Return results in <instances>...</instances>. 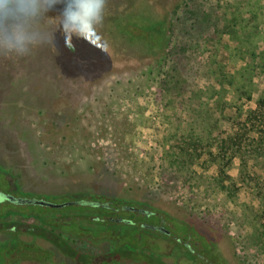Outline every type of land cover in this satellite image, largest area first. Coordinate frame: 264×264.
I'll use <instances>...</instances> for the list:
<instances>
[{
    "label": "rangeland",
    "instance_id": "rangeland-1",
    "mask_svg": "<svg viewBox=\"0 0 264 264\" xmlns=\"http://www.w3.org/2000/svg\"><path fill=\"white\" fill-rule=\"evenodd\" d=\"M176 1L108 0L104 22L98 28L100 40L85 41L74 39L70 32L56 33L50 45L19 58L0 48V90L17 85L10 78L28 82L37 70L41 76H52L49 78L57 90L55 100L50 105L41 104L40 108L36 105L28 115L35 128V149L27 150L23 144L32 167L40 168V181L46 177V182L57 190H76L102 182L104 187L115 185L136 194L156 196L178 207L185 219H193L200 228L219 238L229 249L234 264H264V240L255 245L249 242L256 225H264V214L254 193V181L239 176V159L233 160L228 171L237 186L235 201L217 190L204 191L205 182L200 177L218 173L217 163H211L205 151L197 152L192 171H179L169 159L178 144H183L181 133L193 117L191 110L200 101L206 102L213 116L218 113L214 101L196 96L207 86L218 85L214 72L217 64L224 65L227 72L245 63L255 64L252 98L244 101V110L253 108L256 99L264 95L260 60L251 59L245 51L232 56L237 42L227 34L217 36V29L224 23L225 2L233 5L229 12L232 17L235 6L242 8L247 0H183L173 16L160 79L148 84L140 74L132 80L134 84L128 83L131 77L126 71L143 69L149 62L146 58L160 47L155 45L153 50L146 46L141 27L158 18L168 20V12ZM257 1L262 8L256 16V54L264 51V0ZM60 10L61 5L52 10V20L41 17L33 24L34 30L43 34L55 32ZM243 17L250 18L246 11L239 14V18ZM236 34L243 39L249 36L240 30ZM172 69L178 70L180 79L174 83L175 89L166 92L163 80ZM115 80L129 93H116V103L109 95L113 94L111 81ZM49 99L46 94L45 100ZM6 107L5 103L1 114L6 113ZM225 113L234 114L235 110L228 108ZM172 125L177 130L178 142L172 140L166 145L165 137ZM247 170L250 178L264 176V165L255 157L248 161Z\"/></svg>",
    "mask_w": 264,
    "mask_h": 264
},
{
    "label": "flooded vegetation",
    "instance_id": "flooded-vegetation-1",
    "mask_svg": "<svg viewBox=\"0 0 264 264\" xmlns=\"http://www.w3.org/2000/svg\"><path fill=\"white\" fill-rule=\"evenodd\" d=\"M15 79L0 90V264H234L219 238L156 196L40 181L23 150L35 149L28 115L56 90Z\"/></svg>",
    "mask_w": 264,
    "mask_h": 264
},
{
    "label": "trees",
    "instance_id": "trees-1",
    "mask_svg": "<svg viewBox=\"0 0 264 264\" xmlns=\"http://www.w3.org/2000/svg\"><path fill=\"white\" fill-rule=\"evenodd\" d=\"M182 1L177 0L173 2L174 5L168 12V20H160L158 18L153 24H146L145 27H141L143 31L141 30L140 35L146 41V46L153 50L155 49V45L159 44L160 47L155 50L152 57L149 55L146 58V61L149 62L143 69L126 71L125 74L131 77L128 83H131L132 80H137L140 74L145 77V81L148 80V84L150 82H158L160 79V75L163 74L160 71V66L164 63L168 50L167 40L172 32L173 16L176 14L179 4ZM232 6L229 2H225L223 5L224 12L222 19L224 23L220 29H217V36L221 37L227 34L232 40L237 42L236 48L231 53L232 56H236L240 52L245 51L251 59H259L261 62L259 67L261 70H264V51L256 54L254 45V36L257 34L256 16L258 9H261L262 6L257 0H247L242 8L240 5L235 6L231 17L230 9ZM243 11H246L250 18H239V14ZM226 15H229L230 18ZM164 17H167V13L164 14ZM238 30L247 32L249 36L246 39L240 38L236 34ZM158 36H162L163 39L160 41V38L157 39ZM143 58H145L144 55L140 60L142 61ZM105 65L107 66L108 64ZM216 66L217 68L214 72L217 74L216 80L218 85H209L205 90L199 91L196 96L198 99L204 96L208 101H214L218 105V113L213 116L206 106V102L200 101L199 106L191 110L193 117L189 121L185 131L181 133L184 138L183 144H178V149L172 152L169 159L171 165L178 168L179 171H188L191 170L193 162L197 159V155H199L197 152L205 151L211 158V163H217L218 173L216 175L204 174L200 177L205 182L206 188L204 191L208 193L217 190L223 192L229 200L235 201L237 186L235 180L228 174V171L233 165V160L237 157L239 159V176L244 180L254 181V193L259 199L263 210L262 213L264 214V176L261 179L255 177L250 178L247 170L248 161L254 157L259 159L264 165V95L256 99L253 108L247 110L243 108L244 101L252 98L254 86L252 79L256 66L252 62L245 63L233 72H227L222 64H217ZM32 77V80L28 83L37 81L40 84H44V82L45 84L48 82L52 84L51 78L41 76L40 73H35ZM179 79L180 74L177 69L168 71L167 78L163 80V85L167 86L166 92H168L169 88L175 89L176 86L174 83L178 82ZM111 83L113 86L112 89H109L112 90L113 94H109L110 99L116 93L129 96L127 89L120 88V81L115 80L111 81ZM132 83L134 84V82ZM137 85L140 88L139 83ZM134 87L135 85L132 89ZM54 88L56 90V87ZM105 88L108 89V87ZM101 95H103L102 92ZM227 95H230V98H227ZM113 101L116 103L117 97H114ZM228 108H234L235 113L226 114L225 109ZM242 117L244 118L242 119ZM171 128L165 137L164 143L166 145L168 142L171 143L172 140L176 144L178 142L177 130L173 128V125ZM244 176L247 177L244 178ZM262 240H264V225L260 224L259 227L256 225L249 238V242L255 245V243L261 242Z\"/></svg>",
    "mask_w": 264,
    "mask_h": 264
},
{
    "label": "clouds",
    "instance_id": "clouds-1",
    "mask_svg": "<svg viewBox=\"0 0 264 264\" xmlns=\"http://www.w3.org/2000/svg\"><path fill=\"white\" fill-rule=\"evenodd\" d=\"M108 0H0V48L10 56L27 57L50 45L56 33H71L74 39L100 40L98 31L105 18ZM61 5L55 32H37L33 24ZM53 27V25H52Z\"/></svg>",
    "mask_w": 264,
    "mask_h": 264
}]
</instances>
